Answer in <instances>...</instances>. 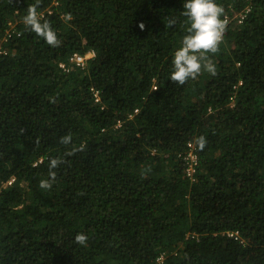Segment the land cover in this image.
Masks as SVG:
<instances>
[{"label":"trees","instance_id":"obj_1","mask_svg":"<svg viewBox=\"0 0 264 264\" xmlns=\"http://www.w3.org/2000/svg\"><path fill=\"white\" fill-rule=\"evenodd\" d=\"M216 2L217 73L181 85L183 0H0V264H264V0Z\"/></svg>","mask_w":264,"mask_h":264},{"label":"clouds","instance_id":"obj_2","mask_svg":"<svg viewBox=\"0 0 264 264\" xmlns=\"http://www.w3.org/2000/svg\"><path fill=\"white\" fill-rule=\"evenodd\" d=\"M184 15L188 17L190 26L183 37L182 44L177 48L172 58V71L170 78L183 85L189 79H195L202 71L216 75L217 67L208 53H216L223 40L226 22L222 19L225 9L216 0H183ZM37 4H29L27 14L23 17L24 23L37 36L43 37L50 46H58L60 41L55 28L47 19H42ZM169 25L175 24V19L168 21ZM144 27L143 24L140 25ZM71 134L60 137L62 144H69ZM200 148L204 147L205 137L198 138ZM83 145H81L82 150ZM62 160L53 157L49 160V177L39 181L42 189H51L56 178V169ZM76 240L84 243L86 235L77 234Z\"/></svg>","mask_w":264,"mask_h":264},{"label":"built area","instance_id":"obj_3","mask_svg":"<svg viewBox=\"0 0 264 264\" xmlns=\"http://www.w3.org/2000/svg\"><path fill=\"white\" fill-rule=\"evenodd\" d=\"M53 3L55 5H58L59 4V0H53ZM249 8H247L246 10H244L242 13L240 12L238 14V17H239V20L242 21V19L244 18L245 16V12L248 11ZM47 12L50 13L51 10L48 9V10H44V11H40V13H42V19L47 15ZM10 25H11V28L14 27V24L12 22H10ZM7 29V34L0 40V54L1 53H6V48H5V45L4 43L6 41H8L9 37L12 36V32L10 31V29ZM96 52L94 50H89L85 53H78V52H75L72 54V56L70 57V61L71 62H74L76 63L77 65H81V66H84L86 63H87V60H89L90 58H92L93 56H95ZM63 68H67L66 66V63L62 62L60 64ZM95 99L96 101H100L101 97L99 95V91L96 90L95 91ZM139 109H136V112H138ZM192 146V145H191ZM189 159H190V167L188 168V172L187 174L190 176L191 175V178L193 179V181L195 180V177L193 175L194 173V169L192 168L193 165L197 162L198 160V155L197 153H195L193 150L190 151L189 153ZM231 236H233L234 234H238L237 232H234V233H229Z\"/></svg>","mask_w":264,"mask_h":264}]
</instances>
